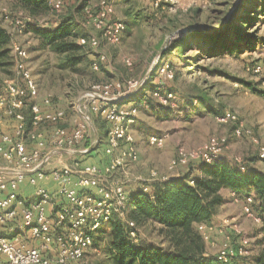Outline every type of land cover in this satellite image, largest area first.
<instances>
[{
	"label": "rangeland",
	"instance_id": "rangeland-1",
	"mask_svg": "<svg viewBox=\"0 0 264 264\" xmlns=\"http://www.w3.org/2000/svg\"><path fill=\"white\" fill-rule=\"evenodd\" d=\"M106 1L113 9L105 20L106 24L122 23L124 27L121 40L115 44L107 41L104 31L98 29L87 15L88 10L94 11V15L98 12L100 0H66L62 10H50L40 19L30 18L21 29L6 19V12L11 17L29 14L14 8L9 0H0V18L13 35V45L20 44L27 51L24 59L17 57L15 52L12 54L14 65L11 72L0 69V93L7 80L22 84L21 70L27 66L39 86L36 101L51 95L52 106L66 109L71 119L78 114L76 107L86 101L85 94L96 81H122L126 93L130 87L127 82H137L136 88L130 90L128 99L119 104L121 107L126 106L134 93L138 97V93L144 89L151 92L152 88L148 85L145 87V83L161 61L162 54L167 51L164 61L173 65L175 79L166 81V85L173 90L175 98L170 105L153 101L152 108L138 107L132 133L139 149V160L129 162L125 167L127 172L121 171L113 179L121 178L127 181V185L138 189L142 181L134 180L136 176L150 178L153 170L160 176L170 175L175 171L169 168V164L179 147L196 150L213 136L227 139L222 161L230 165L241 164V161H246L248 165L254 163L256 170L264 173V161L258 154L259 145L264 144V88L260 84L261 77L247 69L257 63L264 65V0H172L163 1L158 6L154 0ZM80 5L87 7L82 11L78 9ZM65 16L73 19L77 43L78 38L85 35L100 39L97 48H83V61L75 71L62 68L64 55L58 54L53 48L40 49V40L33 30L50 29L56 26V20L60 21ZM232 18L247 25L248 36L241 39L233 36L228 30ZM196 30H201L211 38L192 37L185 46L175 43L177 39L190 36ZM99 53H104L108 60L100 63L99 69H94L93 63H99ZM125 57L133 61V66L126 64ZM29 109L28 105L24 107L25 114H29ZM226 113H235L237 122L252 129V136L258 142L251 135L237 136L234 133L235 122L220 120ZM87 115L91 123L101 127L104 138H107L108 121L91 112ZM1 116L4 128L12 131V119L3 113ZM44 129L49 130L50 127ZM153 133L166 135L164 148L159 149L148 143V137ZM95 137L92 129L83 150L95 142ZM105 142L101 143L93 157H88L91 158L89 161L100 158ZM4 165L0 155V167L4 168ZM199 169V162L194 161L184 168L183 174L191 175ZM225 197L231 205L223 209L224 215L213 221L217 231L212 233L213 243L207 242V259L214 262L223 242L230 240L236 246L246 236L251 241L250 254L237 261L255 264L254 257L261 249L260 225L246 217L243 205L233 195ZM225 218H229L228 224L223 222ZM137 228L140 242L167 248L156 224L143 223ZM237 228L241 233L235 231ZM107 247L105 236L101 241L93 242L86 253V264H112Z\"/></svg>",
	"mask_w": 264,
	"mask_h": 264
},
{
	"label": "built area",
	"instance_id": "built-area-1",
	"mask_svg": "<svg viewBox=\"0 0 264 264\" xmlns=\"http://www.w3.org/2000/svg\"><path fill=\"white\" fill-rule=\"evenodd\" d=\"M65 1L54 0V7L60 10ZM154 1L158 6L163 1L172 0ZM98 6L100 8L95 15L90 10L87 15L98 29L104 31L108 42L118 43L123 24L107 25L105 20L113 9L106 0H100ZM5 17L18 29L25 25L26 17H11L8 12ZM78 41L93 48L100 45L96 36L80 37ZM13 49L17 57H27L26 49L20 44H14ZM98 60L99 63L93 64L94 69H99L100 63L108 58L99 53ZM124 61L129 67L133 66L129 57H125ZM247 69L261 77L260 84L264 88V65L257 63ZM174 76L168 63L159 66L153 97L162 105H170L175 98L173 90L166 85V81L174 79ZM21 78L22 84L5 81L0 93V155L4 168L8 169L0 171V264H86V253L93 245L94 232L115 213L124 216L128 199L127 181L113 177L126 171L129 162L139 160L132 128L138 107L150 108V105L145 98H141L130 107L119 106L128 99L137 82H127L130 85L128 93L124 91L122 81L95 82L85 94L86 101L76 107L78 114L71 119L66 109L52 106L51 95L36 101L39 86L29 67H22ZM28 104L30 123L23 110ZM88 112L100 115L109 123L103 146L107 160L103 163H84L73 156L75 151L83 149L91 134ZM1 113L12 119V131L4 128ZM220 120L235 122L234 133L237 136L253 134L252 129L237 122L235 113H226ZM46 126L50 129H44ZM254 141L258 142L256 138ZM148 143L162 149L166 144V135L153 133L149 135ZM226 145V137L213 136L196 150L179 147L169 168L176 171L195 160L213 163L221 159ZM258 152L259 158L264 161L263 143L259 145ZM240 167L245 169L242 163ZM171 178L169 175L160 176L154 170L150 178L138 177L145 192L149 191V183L165 182ZM46 183H52L54 188ZM23 184L34 187L33 201L28 202L19 193ZM252 201L253 197L248 196L243 212L255 223H261V217L252 209ZM223 222L228 224L230 220L225 218ZM128 225L131 239L137 242V225L133 221H129ZM198 228L206 242L213 243L212 233L217 231L216 225L202 223ZM235 231L241 233L238 228ZM31 241H37V245L31 244ZM250 243L246 236L236 246L230 240L223 242L211 264H252L251 261H237L250 254Z\"/></svg>",
	"mask_w": 264,
	"mask_h": 264
},
{
	"label": "trees",
	"instance_id": "trees-1",
	"mask_svg": "<svg viewBox=\"0 0 264 264\" xmlns=\"http://www.w3.org/2000/svg\"><path fill=\"white\" fill-rule=\"evenodd\" d=\"M9 1L14 8L29 14L23 16L26 17L25 25L30 18L40 19L50 10H57L54 7V0ZM260 6L262 5L260 4ZM86 7L80 5L78 9L84 11ZM55 24L56 26L50 29H33L40 40L39 48H53L58 54L64 55V60L61 62L62 68L78 70L77 66L84 58L83 48L91 46L81 45L75 41L77 33L74 30L72 17L65 16L60 21L56 20ZM230 24L227 26L233 36L240 39L248 36L246 35L247 25L237 22L234 18L230 20ZM192 37L211 38L210 35H206L201 30H196L190 33V36L177 39L175 43L179 46H185V43L191 41ZM179 40L181 41L178 42ZM14 42L13 35L4 26L0 18V69L5 72H11L14 65L12 55ZM166 52L162 54L161 61L145 83V87L148 85L152 88L151 92L148 93L144 89L138 93V97L130 100L135 102L145 98L150 108H152L153 101L159 103L153 97V92L157 88L155 81L159 66L168 63L171 69H174L169 61H164ZM153 77L154 82L152 81ZM174 79L167 81H174ZM30 116L29 109V114H26L28 123H30ZM95 125L100 138L104 140L105 134L102 133L101 127ZM103 140L91 152L78 156L79 159L83 157L81 161L84 163L90 160L88 157L95 155ZM90 145L91 143L88 144V146ZM106 160V155H100V158L89 163H103ZM195 161L199 162L200 169L196 173L193 171L194 174L183 175L179 179L171 178L165 182H151L148 184V192L142 190L141 184H139L138 189L133 188L128 193L124 216L115 213L109 221L94 232V242L101 241L105 236L108 244L107 253L112 264H211L206 255L207 242L198 226L202 223L212 224L214 218L220 213L221 207L227 202V198L222 194L223 189L231 190L235 194H232L233 198L238 199L242 205L247 202L248 196L253 197L252 209L262 219L261 223H255L260 225L261 239L259 242L261 249L256 253L254 260L255 264H264V173L257 171L254 163L248 165L246 161H241L245 167L244 171H242L239 163L230 165L221 159L213 163H206L203 160ZM190 164L191 162L186 166H190ZM129 221L135 222L137 227L143 223L152 222L156 224L158 233L166 243L167 248L148 245L139 240L134 242L131 239Z\"/></svg>",
	"mask_w": 264,
	"mask_h": 264
},
{
	"label": "crops",
	"instance_id": "crops-1",
	"mask_svg": "<svg viewBox=\"0 0 264 264\" xmlns=\"http://www.w3.org/2000/svg\"><path fill=\"white\" fill-rule=\"evenodd\" d=\"M136 93H134L130 98L131 99H134V98H136V95H135ZM134 103V100H131V101H129L128 102V105H126V107H130L132 104ZM90 124H91V130L93 129L94 130V134L95 135H98V137H99V141H98V143L101 141V140H103V139H101L100 138V136H99V132H98V129H97V127H96V125H95V123H91L90 122ZM96 138V137H95ZM97 139V138H96ZM96 139H95V141H96ZM104 140H106V138H104ZM103 142H105V141H103ZM95 143V142H94ZM93 144V143H92ZM104 146V145H103ZM80 150H83L82 148L80 149ZM102 152H101V155H105V153H104V147H102ZM77 151H79V150H77ZM82 155H84V154H76V153H74L73 154V156H75V157H77V158H79L78 156H82ZM99 156V155H98ZM82 159H83V157H81ZM82 159H80V160H82ZM90 160H91V158H90ZM96 160V159H95ZM93 161V160H92ZM88 162H91V161H86V163H88ZM184 168H185V166H182V167H180V168H178L175 172H173V173H171L169 176L170 177H172V178H181V177H183V171H185L184 170ZM194 171V170H193ZM125 173L127 172V171H124ZM138 179V177L136 176L135 177V179L134 180H137ZM140 183V182H139ZM46 185L48 186V187H50V188H54V186H52V183H46ZM140 186V185H139ZM127 187V192L128 193H130L132 190H133V187L131 186V185H127L126 186ZM19 193L28 201V202H30V201H33L34 199H35V189H34V187L32 186V185H29V184H23V185H21L20 186V188H19ZM222 194L224 195V196H227V195H232L233 193H232V191L231 190H229V189H223L222 190ZM231 202H229L228 200H227V202L221 207V214H218L215 218H214V221H216V220H218V218H220L221 217V215H224L223 214V209L225 208V207H227V206H229V205H231L230 204ZM31 244H33V245H37V241H31ZM206 255H208V247H207V253H206Z\"/></svg>",
	"mask_w": 264,
	"mask_h": 264
},
{
	"label": "water",
	"instance_id": "water-1",
	"mask_svg": "<svg viewBox=\"0 0 264 264\" xmlns=\"http://www.w3.org/2000/svg\"><path fill=\"white\" fill-rule=\"evenodd\" d=\"M96 141H95V143H93L88 149H86V150H79V151H75V153L76 154H85V153H89V152H91L94 148H95V146H96V144L98 143V141H99V137H98V135H96ZM6 170H8V169H6V168H0V171H6Z\"/></svg>",
	"mask_w": 264,
	"mask_h": 264
}]
</instances>
